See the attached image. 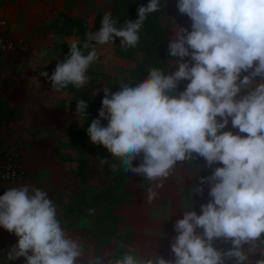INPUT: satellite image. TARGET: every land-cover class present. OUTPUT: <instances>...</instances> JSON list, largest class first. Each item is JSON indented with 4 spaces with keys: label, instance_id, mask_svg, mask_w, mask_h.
Returning a JSON list of instances; mask_svg holds the SVG:
<instances>
[{
    "label": "clouds",
    "instance_id": "9594fccd",
    "mask_svg": "<svg viewBox=\"0 0 264 264\" xmlns=\"http://www.w3.org/2000/svg\"><path fill=\"white\" fill-rule=\"evenodd\" d=\"M176 6L191 20V30L179 27L169 40L175 70L152 67L135 85L121 82L115 93L108 87L97 89L104 93L102 106L87 128L91 143L119 161L101 159L100 166L143 176L149 204L159 198L158 190L178 162L206 161L211 175L201 177L200 185H209L210 199L200 205L201 214L186 211L175 222L174 259L141 258L137 248L122 241L118 247L127 250L107 261L104 255L84 259L80 237L62 227L49 193L23 184L0 196V228L18 238L8 251L9 261L23 257L26 264H225L227 259L246 264L244 246L264 243V0H177ZM160 7V0H149L138 8L137 19L126 20L120 28L105 12L100 30L85 34L83 49L91 48L87 54L76 38L52 75H39L50 81L55 93L84 87L90 66L99 60L95 46L114 45L120 38L121 48H135L146 19ZM185 80L186 88L178 91ZM87 107L84 100L77 101L81 121L88 119ZM229 123L238 132L224 131ZM137 159L140 163L134 166ZM215 164L223 166L213 168ZM193 191L203 195L199 185ZM217 240L230 242L231 248L218 250L213 246ZM256 264H264V255Z\"/></svg>",
    "mask_w": 264,
    "mask_h": 264
},
{
    "label": "crops",
    "instance_id": "0c3cea01",
    "mask_svg": "<svg viewBox=\"0 0 264 264\" xmlns=\"http://www.w3.org/2000/svg\"><path fill=\"white\" fill-rule=\"evenodd\" d=\"M66 1L68 4L79 2V0ZM163 1L164 14L160 18L172 17L171 21L163 27L166 29L168 49L169 40L179 27L191 30V20L179 13L176 6L177 0ZM38 3L36 0H0V20L6 23L5 30L10 36L23 39L29 48L28 52L22 55L0 57V102L4 103V112L12 111L13 113L8 122L0 124L2 142L0 151L15 154L24 174L20 184L13 186L0 184V196L10 187L23 184L43 188L57 206L59 218L63 224L64 214L73 197L82 190L88 191L91 165L87 148L91 141L84 143V159L89 166V181L87 184H82L75 175L78 168L77 151L71 147L73 132L83 125V121L76 113L77 103L74 95L53 92L50 81L39 75L42 71L54 70L56 64L65 59L68 54L66 50L71 43L70 39L78 31L66 34L60 31L62 20L59 19V13H65L72 18L73 13H69L68 9L62 6L55 13L51 10L43 11ZM85 17L73 14L75 20ZM57 20L59 24H55V27L51 26ZM83 40L86 41L85 36ZM171 59L173 58L167 51V61ZM168 66L170 72L175 70V66H172L170 61ZM88 71L96 73L91 67ZM250 87H255V82ZM227 130L233 131L234 134L238 132V129L232 128L231 123L224 129V131ZM204 162L206 164L203 158L178 162L172 174L175 180H167L164 187L158 190L159 198L151 204L147 202L146 189H144V186H148L147 180L143 182V186H139L136 182L134 188L133 181L137 175L133 173L127 181L126 188L132 192V199L129 205L118 207V209L127 210L128 216H120L121 221H130L129 215H134L137 219L138 227L135 222L133 225L140 234L129 246L137 248L141 258L161 255L168 260L174 259L171 243L177 235L174 231L175 222L182 219L186 211L195 210L197 214H201L196 204L197 193L193 189L200 184L199 180L202 176L211 175V170L205 167L207 172L203 168L206 173L201 174L200 177L201 166H205ZM194 164L198 165V172ZM218 166L223 165L215 164L213 168ZM101 173L103 175L102 168ZM170 181L174 183L171 185ZM208 191L209 185L203 191V204L210 199ZM198 231L201 230L198 229ZM12 241H18V238L1 228L0 264L25 262L23 257L14 261L7 259L8 251L13 246ZM115 243L116 240L112 245ZM227 245L231 248L230 242H227ZM259 246L264 247V243L259 241Z\"/></svg>",
    "mask_w": 264,
    "mask_h": 264
},
{
    "label": "trees",
    "instance_id": "16d2710c",
    "mask_svg": "<svg viewBox=\"0 0 264 264\" xmlns=\"http://www.w3.org/2000/svg\"><path fill=\"white\" fill-rule=\"evenodd\" d=\"M114 2L116 8L113 19H115L121 27L126 20L134 21L137 19L138 8L141 5L146 6L149 0H114ZM160 3V10L150 14L146 19L140 32L138 45L135 48H121L117 52V57L123 60L131 59L138 52L143 55L142 60L129 72L128 79L132 85L146 79L149 75L148 72L152 67H158L165 72L168 69V72H170L167 61L168 49L165 35L166 29L160 25V17L164 14V1L160 0ZM59 19L62 20V25L60 27L61 32L65 34L72 31L87 33L85 30L87 27H85L86 23L84 21L70 18L65 13H59ZM55 24H59L58 20L51 26L55 27ZM80 47L85 54L91 50V48L83 49V45H80ZM66 53H69V49L66 50ZM53 71L54 70L47 71L49 77L52 75ZM87 75L90 79L97 76L96 73L89 71ZM187 83L189 82H181L178 86V91L184 90ZM89 89V85L86 84L80 89L69 86L68 89L64 90L66 94L74 95L76 103L79 100H84L88 104L86 109L88 119L83 121V125L80 129L73 132V141L71 143V147L77 151L78 155L76 160L78 168L75 175L82 184H87L89 181V166L84 159V143L86 141H90V138L87 135V128L90 126L91 120L98 117L99 110V103L93 99ZM109 89L119 91L120 87L114 84L110 85ZM175 94H178V92ZM3 105L4 103L0 102V124L8 122L13 114L12 111L4 112ZM1 143L2 142L0 140V145ZM96 146L99 154V161L101 159H107L109 164L119 163L118 159L107 153L103 146ZM139 163L140 160L137 159L133 162V165L138 166ZM102 172L110 185L93 195H89L86 190L78 192L69 203L63 219L70 221L72 217L69 218V216H72L73 214L75 217H90L92 215H89L87 210L90 208L95 209V212L98 213L94 223L97 231L99 232V240L101 241H99V245L108 246L110 243L109 236L113 235L116 231L113 230L114 226L121 221V217L115 214V210L118 207L129 205L131 202L132 192L127 190L126 184L133 173L124 172L122 169L113 173L108 164H105L102 167ZM122 252H124V248H120L118 253H115L114 256Z\"/></svg>",
    "mask_w": 264,
    "mask_h": 264
},
{
    "label": "rangeland",
    "instance_id": "374dc122",
    "mask_svg": "<svg viewBox=\"0 0 264 264\" xmlns=\"http://www.w3.org/2000/svg\"><path fill=\"white\" fill-rule=\"evenodd\" d=\"M36 2L37 3L39 2L38 3L39 7L40 9H43V11L51 10V12L55 13L57 12V9H60V7L63 6L64 8L68 9L69 13H73L78 17H80L81 15L83 17L86 16L85 18L79 19L86 23L85 25V27H87L85 29L86 32L99 31L100 28L102 27L101 21L103 18V14L105 12H110L112 14V18H114L113 15L116 8L114 0H79V2L73 4L72 3L68 4L66 0H47V1L36 0ZM73 14H72V18H73ZM42 17L43 16H41V18ZM170 19H172V17L160 18V25L162 27H165L166 23L168 24L169 21H171ZM116 27L120 28V24L117 23ZM80 33L81 32L73 34L72 39H70V42H72V40L76 38H79L80 44L86 42L83 40L86 33H81V34ZM95 47L97 54L99 56V60L90 67L95 69L94 72H96L97 76L95 78L90 79L87 85H89L90 87L89 92L92 95L93 99L99 103V109H100L102 106L101 101L104 96V93L103 91L97 93L96 90L102 89L103 87L109 88L110 85H114V84L120 87L121 82H125V83L130 82L128 79L129 72L130 70H132V68L136 66V64H138L142 60L143 55L138 52L129 60H122L118 58L117 52L121 49L120 38L115 39L114 45L111 44L96 45ZM117 91L118 90H110V92L112 93H115ZM102 124L106 126L107 120H102ZM88 146L89 147L87 148V152H88V160L91 165V169L89 170L91 178L87 185V190H88L87 192L89 195H91V193H96L102 190V188L106 187L107 185H110V183H108L107 180H105L104 175H102L101 173L102 167L100 166V163L98 161L96 145L90 143V145ZM105 150L107 153H109L107 149ZM194 167H196L195 169L198 172L197 169L198 165L194 164ZM203 168L206 171L207 167L205 168V166L203 165L201 166L202 172L200 171V177L201 174L207 172V171L204 172ZM136 175L137 178H135L133 181V187L136 184V182H138L139 186H143L144 185L143 182H146V179L139 174ZM167 180L168 181L175 180V177L172 175ZM173 183L174 182L171 183V181L169 182V184L171 185ZM130 185L132 186V184ZM199 186L202 187L204 191L207 185L199 184ZM145 187L147 188V186H144V189H146ZM203 203H204V196H202L200 193H197V197H196L197 206L200 208V205ZM117 209L115 210V214L117 216H128L126 209L124 208H119L118 210ZM97 214L98 213L95 212L90 217H83V216L75 217V215L73 214L72 216H69V218L72 217L70 221L63 219L62 227L66 230L67 233H69L73 237L77 235L80 237V241L86 250L84 259H87L89 255H104L105 261H107L108 259L112 258L115 253H118L120 249L118 247V242L122 241L124 242L125 245H127V243L129 245L130 243L135 241L136 236L140 234V232H137V229L133 225L134 222L137 225L136 217L134 215H129L130 221L122 220L117 225L114 226L113 230L116 231L113 235L109 236L110 237L109 245L108 246L99 245V241H100L99 232L97 231L94 223ZM127 236L129 241L127 240ZM115 240H116L115 245H112L113 241ZM17 242L18 241H12L11 244L15 245L17 244ZM213 246L216 247L218 250H222V251H226L229 249L227 242H224L223 240L214 241ZM250 248L251 250H249ZM89 249L91 250L90 252L88 251ZM243 250L249 256V260L246 261V264H256V260L261 258L262 255H264V247L259 246V241L255 242L254 246L245 245ZM124 251H126V248H124ZM22 264H26V262ZM225 264H235V263L233 260L226 259Z\"/></svg>",
    "mask_w": 264,
    "mask_h": 264
},
{
    "label": "built area",
    "instance_id": "2783aa9c",
    "mask_svg": "<svg viewBox=\"0 0 264 264\" xmlns=\"http://www.w3.org/2000/svg\"><path fill=\"white\" fill-rule=\"evenodd\" d=\"M5 21L0 20V57L22 55L28 52L27 43L21 38L10 36L5 30ZM24 179L18 157L8 151H0V184L13 186Z\"/></svg>",
    "mask_w": 264,
    "mask_h": 264
}]
</instances>
